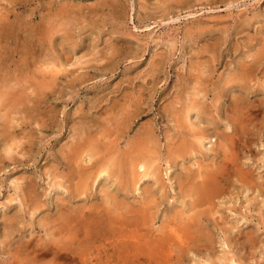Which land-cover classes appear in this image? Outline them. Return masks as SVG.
<instances>
[{
    "label": "rangeland",
    "instance_id": "1",
    "mask_svg": "<svg viewBox=\"0 0 264 264\" xmlns=\"http://www.w3.org/2000/svg\"><path fill=\"white\" fill-rule=\"evenodd\" d=\"M0 264H264V0H0Z\"/></svg>",
    "mask_w": 264,
    "mask_h": 264
},
{
    "label": "bare ground",
    "instance_id": "2",
    "mask_svg": "<svg viewBox=\"0 0 264 264\" xmlns=\"http://www.w3.org/2000/svg\"><path fill=\"white\" fill-rule=\"evenodd\" d=\"M240 76V75H239ZM194 96H196V94H194ZM201 138H198V141L200 140ZM73 153V152H72ZM183 154V153H182ZM144 159V158H143ZM148 161V160H147ZM146 160H138V162H133L131 163V172L134 174L135 176V181H134V185L137 186L138 182H140L142 179L146 178V177H149V176H156V172L153 168V164L154 162L153 161H148L147 162ZM130 167V166H129ZM95 178L94 179H97L98 177H101L103 174H107L108 173V170L106 168L105 165H102L100 164V166H98V169H96L95 171ZM216 175V174H215ZM226 176V175H225ZM225 176H208L207 177V181H203V183L200 185L202 188L207 186L208 183L210 181H213V183L210 185H212V187H214L215 183L218 182V181H221L225 178ZM216 187V186H215ZM211 188V186L209 187ZM217 188V187H216ZM213 189V188H212ZM211 189V190H212ZM215 189V188H214ZM208 191V190H207ZM216 192V191H215ZM215 192H212V193H215ZM208 199V198H207ZM208 203V202H207ZM70 220V219H69ZM79 222V221H78ZM89 225V224H88ZM92 225V224H91ZM87 226V225H86ZM100 226V225H99ZM89 227V226H88ZM92 227V226H91ZM195 228V227H194ZM80 229V228H79ZM103 229V228H102ZM92 230V229H91ZM76 231V230H75ZM99 231V230H97ZM105 232V230H104ZM100 233V232H99ZM69 234V233H68ZM90 234V233H89ZM80 235V234H79ZM91 235V234H90ZM134 237L133 236V242H134ZM84 239V238H83ZM100 239V238H99ZM138 239V238H137ZM140 239V238H139ZM82 241V240H81ZM89 241V240H88ZM87 241V242H88ZM140 241V240H139ZM86 242V244H87ZM124 243V242H123ZM80 244V242L78 243ZM100 245V244H99ZM137 245V244H136ZM114 251V250H113ZM99 253V252H98ZM84 256V255H83ZM88 259V258H87ZM82 260V259H81ZM85 260V259H84ZM82 260V261H84ZM116 260V258H115ZM88 261V260H87Z\"/></svg>",
    "mask_w": 264,
    "mask_h": 264
}]
</instances>
